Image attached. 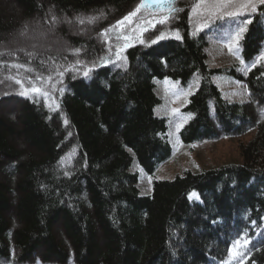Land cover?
Instances as JSON below:
<instances>
[{
	"label": "trees",
	"instance_id": "trees-1",
	"mask_svg": "<svg viewBox=\"0 0 264 264\" xmlns=\"http://www.w3.org/2000/svg\"><path fill=\"white\" fill-rule=\"evenodd\" d=\"M140 1L0 0V42L20 20L47 12L88 21L100 40L64 33L76 52L46 53L42 61L0 52V73L18 81L3 76L0 87V110L16 121L0 114V264H264V66L253 63L264 46L263 7L241 43L242 73L207 67L208 25L191 23L198 0L139 13L129 27L155 21L135 36L109 34L112 51L104 53L101 34ZM224 72L245 83L247 103L222 98L212 78ZM194 76L199 86L180 141L254 131L240 146L243 163L155 181L141 196L133 162L152 175L171 156L166 121L154 115V80L186 85Z\"/></svg>",
	"mask_w": 264,
	"mask_h": 264
},
{
	"label": "rangeland",
	"instance_id": "rangeland-1",
	"mask_svg": "<svg viewBox=\"0 0 264 264\" xmlns=\"http://www.w3.org/2000/svg\"><path fill=\"white\" fill-rule=\"evenodd\" d=\"M141 2L142 0L137 7L141 5ZM194 4L196 11L192 10L191 12L192 27L198 30L208 25L206 32H210L206 48L207 67L229 70L236 67L237 70L245 73L247 66H245L241 57L242 48L240 43L246 33L249 21L244 20L251 17L257 11L259 5L263 7L264 11V3H261L260 0H198ZM153 5L154 3L151 5L146 3L139 11H136V7L131 12L136 13L134 16H131L129 20L122 18L118 21L122 23L117 22L115 24L112 35L131 32L129 35L133 34L135 36L140 32L138 26H129L134 24V20L137 18L136 15L139 12H143V9H149ZM253 5L255 6L254 11L252 9ZM104 17V14H100L95 17V20L100 22ZM214 21L218 22L213 23ZM95 28L94 25L90 26L88 21L82 24L72 18L52 17V12H47L45 18L41 20L29 22L20 20L17 31L10 35L7 40L0 42V52L8 55H13L14 52L20 55L22 53L33 56L40 54V61H42L41 59L49 57L50 53L76 52L64 33L78 38L91 37L99 42L96 33L92 32ZM109 34L110 31L101 34V40L105 42L106 47L104 53L112 51L106 44ZM102 55L103 51L101 50L93 58H100ZM257 63L264 66V50L254 60V64ZM9 75L10 73L7 70L0 73V87L4 80L3 76L7 77L8 83L18 82L15 78H10ZM212 82L219 89L223 98L230 103L243 104L250 100L246 86L226 72L214 76ZM154 85V93L159 100V104L154 108V115L166 121V138L172 149V156L151 176L145 174L139 165L133 162L130 172L137 174V188L141 196L151 193V187L155 181H170L188 171L199 173L226 165L243 163L240 146L247 144L253 138L254 131L235 137L220 138L216 141L192 145H184L180 142L179 133L191 118L189 114L184 112V109L188 105L190 97L198 89L199 80L197 76L190 79L186 85H181L169 78L154 80ZM6 111L7 109L0 110V114H5L9 122L15 125L14 113ZM256 111L254 110L255 114L258 115ZM20 145L23 146L22 143ZM10 172H12L11 169L8 170L6 167L4 173L11 174ZM11 185L13 186L12 183ZM9 220L12 222L10 217ZM54 234L59 240H62L58 228H54Z\"/></svg>",
	"mask_w": 264,
	"mask_h": 264
},
{
	"label": "snow or ice",
	"instance_id": "snow-or-ice-1",
	"mask_svg": "<svg viewBox=\"0 0 264 264\" xmlns=\"http://www.w3.org/2000/svg\"><path fill=\"white\" fill-rule=\"evenodd\" d=\"M260 2H261V3H264V0H260ZM146 3H147L148 5H151V4H153V3L159 5V4L163 3V0H142L141 5H139V6L137 7V10H136V11H139L141 7H144V6L146 5ZM168 8H169V11H170V12H172V11H178V9H174V8L172 7L171 3L168 4ZM252 9H253V11L255 10V6H254V5L252 6ZM193 11H196V9L194 8ZM135 14H136L135 12L130 13L128 16H125V17H124V20H129L130 17H131V16H134ZM118 23H122V22H118ZM242 31H243V30H242ZM178 38H179V37H178ZM85 75H87V73H86ZM33 90H34V91H39V89H33ZM192 195H195V194H190V198L192 197ZM239 244H240V241L238 240V241L235 242V244H234L233 247L236 248ZM229 252H230V255H231V254H232V249H230ZM239 254H240V253L237 252V255H239Z\"/></svg>",
	"mask_w": 264,
	"mask_h": 264
},
{
	"label": "bare ground",
	"instance_id": "bare-ground-1",
	"mask_svg": "<svg viewBox=\"0 0 264 264\" xmlns=\"http://www.w3.org/2000/svg\"><path fill=\"white\" fill-rule=\"evenodd\" d=\"M12 198H15V195L13 193L10 194Z\"/></svg>",
	"mask_w": 264,
	"mask_h": 264
}]
</instances>
